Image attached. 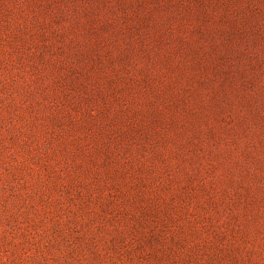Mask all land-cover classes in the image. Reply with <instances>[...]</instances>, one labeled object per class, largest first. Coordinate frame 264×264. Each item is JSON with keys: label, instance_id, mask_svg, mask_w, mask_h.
I'll return each mask as SVG.
<instances>
[{"label": "rangeland", "instance_id": "rangeland-1", "mask_svg": "<svg viewBox=\"0 0 264 264\" xmlns=\"http://www.w3.org/2000/svg\"><path fill=\"white\" fill-rule=\"evenodd\" d=\"M0 264H264V0H0Z\"/></svg>", "mask_w": 264, "mask_h": 264}]
</instances>
